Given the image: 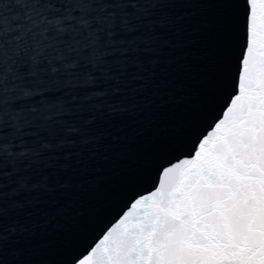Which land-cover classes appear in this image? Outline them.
I'll use <instances>...</instances> for the list:
<instances>
[{"label":"snow or ice","instance_id":"6c2138e0","mask_svg":"<svg viewBox=\"0 0 264 264\" xmlns=\"http://www.w3.org/2000/svg\"><path fill=\"white\" fill-rule=\"evenodd\" d=\"M211 2L220 5L218 41L228 71L195 116L146 142L135 165L141 171L126 177L122 214L67 264H264V0ZM151 5L0 0V162L17 146L6 138L9 122L29 123L20 114L41 104L62 112L65 101L82 99L85 86L107 85L116 62L144 63L135 57L150 46L136 37L152 39L141 28ZM145 165L159 180L143 195L134 189L149 179ZM5 221L0 216V264H31L6 248Z\"/></svg>","mask_w":264,"mask_h":264}]
</instances>
